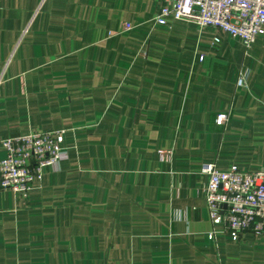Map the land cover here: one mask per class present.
Returning a JSON list of instances; mask_svg holds the SVG:
<instances>
[{"label":"crops","instance_id":"1","mask_svg":"<svg viewBox=\"0 0 264 264\" xmlns=\"http://www.w3.org/2000/svg\"><path fill=\"white\" fill-rule=\"evenodd\" d=\"M160 4L0 0V139L65 129L68 152L27 198L0 186V264H264V235L213 225L201 173L264 165V34L160 25Z\"/></svg>","mask_w":264,"mask_h":264},{"label":"built area","instance_id":"2","mask_svg":"<svg viewBox=\"0 0 264 264\" xmlns=\"http://www.w3.org/2000/svg\"><path fill=\"white\" fill-rule=\"evenodd\" d=\"M168 17L193 22L199 29H216L241 40L246 48L264 34V0H161L156 22L164 25ZM131 27V23H126L124 29ZM219 40L214 38L215 42ZM203 59L201 56L200 60ZM236 85L248 87V71H239ZM229 117L228 112H220L216 123L222 125ZM65 133L66 130L61 129L2 137L0 144L6 155L0 160V186L20 198H27L47 167L68 158ZM201 173L208 176L205 199L213 225L222 226L233 241H239L248 231L262 237L264 165L254 170L240 169L236 165L220 170L209 163L202 165ZM208 237L213 239L214 233Z\"/></svg>","mask_w":264,"mask_h":264}]
</instances>
